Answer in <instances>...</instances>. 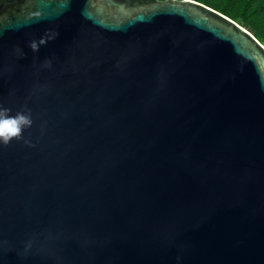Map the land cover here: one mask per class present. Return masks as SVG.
<instances>
[{
  "label": "water",
  "instance_id": "95a60500",
  "mask_svg": "<svg viewBox=\"0 0 264 264\" xmlns=\"http://www.w3.org/2000/svg\"><path fill=\"white\" fill-rule=\"evenodd\" d=\"M0 107L32 119L0 144V264H264V46L229 18L3 0Z\"/></svg>",
  "mask_w": 264,
  "mask_h": 264
},
{
  "label": "trees",
  "instance_id": "16d2710c",
  "mask_svg": "<svg viewBox=\"0 0 264 264\" xmlns=\"http://www.w3.org/2000/svg\"><path fill=\"white\" fill-rule=\"evenodd\" d=\"M2 1L3 0H0V2ZM193 1L210 8L237 23L251 33L264 46V0Z\"/></svg>",
  "mask_w": 264,
  "mask_h": 264
},
{
  "label": "clouds",
  "instance_id": "9594fccd",
  "mask_svg": "<svg viewBox=\"0 0 264 264\" xmlns=\"http://www.w3.org/2000/svg\"><path fill=\"white\" fill-rule=\"evenodd\" d=\"M44 42L43 39L39 43L33 42L31 47L33 50H37L39 44ZM31 124L30 115L22 112L10 115L8 109L0 107V144L7 145L14 139H21L24 129L30 127Z\"/></svg>",
  "mask_w": 264,
  "mask_h": 264
},
{
  "label": "flooded vegetation",
  "instance_id": "af4514ba",
  "mask_svg": "<svg viewBox=\"0 0 264 264\" xmlns=\"http://www.w3.org/2000/svg\"><path fill=\"white\" fill-rule=\"evenodd\" d=\"M1 3V2H0Z\"/></svg>",
  "mask_w": 264,
  "mask_h": 264
},
{
  "label": "rangeland",
  "instance_id": "374dc122",
  "mask_svg": "<svg viewBox=\"0 0 264 264\" xmlns=\"http://www.w3.org/2000/svg\"><path fill=\"white\" fill-rule=\"evenodd\" d=\"M239 23V22H238Z\"/></svg>",
  "mask_w": 264,
  "mask_h": 264
}]
</instances>
